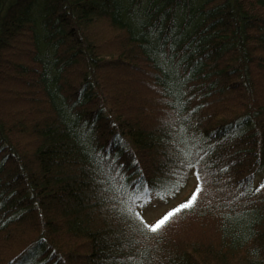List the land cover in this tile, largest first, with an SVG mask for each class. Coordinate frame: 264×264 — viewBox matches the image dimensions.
I'll use <instances>...</instances> for the list:
<instances>
[{
	"label": "trees",
	"instance_id": "1",
	"mask_svg": "<svg viewBox=\"0 0 264 264\" xmlns=\"http://www.w3.org/2000/svg\"><path fill=\"white\" fill-rule=\"evenodd\" d=\"M263 171L264 0H0V264H264Z\"/></svg>",
	"mask_w": 264,
	"mask_h": 264
},
{
	"label": "snow or ice",
	"instance_id": "2",
	"mask_svg": "<svg viewBox=\"0 0 264 264\" xmlns=\"http://www.w3.org/2000/svg\"><path fill=\"white\" fill-rule=\"evenodd\" d=\"M182 165L195 167L191 163V161H180ZM199 163V161H197ZM250 180L251 178H246ZM143 178L138 179L136 182L133 183L131 186L133 188L132 192H128L125 190L124 186L121 185L119 188H117L115 191L118 193L117 199L120 201L124 207L119 209L122 212H126L128 215L133 217L134 219H138L144 229H147L150 233H158L159 230H161L163 227H165L173 217H175L177 214L181 213L183 210L190 209L193 207V205L197 202L198 197L203 191L202 182L203 177L196 173V183L194 190L191 192L190 197L187 199L186 202L179 204L178 206L174 207L173 209L167 211L161 218H159L156 222L152 224H148L145 221L142 220L140 217V212L137 211V208L140 206L138 202L143 203H149L150 202V196L151 192L147 186L146 182H142ZM179 182H177L176 185H172L169 189L166 190L167 193L174 192L175 189L178 187ZM141 188V191L137 193L135 189L137 186ZM261 188H264V184L260 186ZM256 191H260V188H257ZM162 197L166 196L165 193L160 194Z\"/></svg>",
	"mask_w": 264,
	"mask_h": 264
},
{
	"label": "rangeland",
	"instance_id": "3",
	"mask_svg": "<svg viewBox=\"0 0 264 264\" xmlns=\"http://www.w3.org/2000/svg\"><path fill=\"white\" fill-rule=\"evenodd\" d=\"M263 180L264 171L262 174L257 175L256 179L253 181L252 186L250 187V190L252 191L254 188L256 189L259 183H261ZM187 181L188 182L185 187H183L181 191L174 195L171 199L167 200L166 197H158L155 194H151L149 203L138 202V204L140 205L138 207V210H144L145 215H147L149 221H155L165 212V210L169 209V207L177 205L190 196L191 192L194 190L196 179L194 176H190ZM140 191L136 192L139 193Z\"/></svg>",
	"mask_w": 264,
	"mask_h": 264
}]
</instances>
